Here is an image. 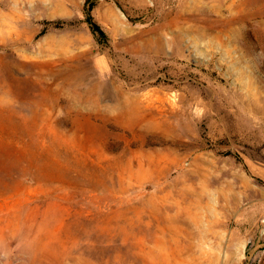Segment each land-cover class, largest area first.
Returning a JSON list of instances; mask_svg holds the SVG:
<instances>
[{
  "label": "rangeland",
  "instance_id": "obj_1",
  "mask_svg": "<svg viewBox=\"0 0 264 264\" xmlns=\"http://www.w3.org/2000/svg\"><path fill=\"white\" fill-rule=\"evenodd\" d=\"M0 264H264V0H0Z\"/></svg>",
  "mask_w": 264,
  "mask_h": 264
},
{
  "label": "bare ground",
  "instance_id": "obj_2",
  "mask_svg": "<svg viewBox=\"0 0 264 264\" xmlns=\"http://www.w3.org/2000/svg\"><path fill=\"white\" fill-rule=\"evenodd\" d=\"M250 95L251 94H249L245 88L241 87L240 98H241V101L243 103L242 104L243 106H245V105L247 106L249 104H252L251 99L249 98Z\"/></svg>",
  "mask_w": 264,
  "mask_h": 264
}]
</instances>
